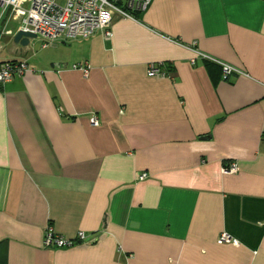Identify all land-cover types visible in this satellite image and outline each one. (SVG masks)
Wrapping results in <instances>:
<instances>
[{
  "label": "crops",
  "instance_id": "0c3cea01",
  "mask_svg": "<svg viewBox=\"0 0 264 264\" xmlns=\"http://www.w3.org/2000/svg\"><path fill=\"white\" fill-rule=\"evenodd\" d=\"M20 26L0 29V62L31 70L0 85V264H264V0H153L39 55Z\"/></svg>",
  "mask_w": 264,
  "mask_h": 264
},
{
  "label": "built area",
  "instance_id": "2783aa9c",
  "mask_svg": "<svg viewBox=\"0 0 264 264\" xmlns=\"http://www.w3.org/2000/svg\"><path fill=\"white\" fill-rule=\"evenodd\" d=\"M153 0H0V23L3 16L7 14L9 21H21L19 30L36 35L41 41V48L52 47L56 42L67 39H87L99 31L105 39L112 37L111 23L115 16L122 19L135 20L136 13H144ZM4 34V30L0 35ZM192 50L200 61H210L221 67V76L227 79L232 74L242 72L231 65L218 61L207 54L196 49V43L186 46ZM197 58L190 60L195 65ZM73 70L79 71L84 77L89 75L90 66L87 63L75 64ZM26 62H0V85L10 82L13 78L29 73ZM148 77H168L164 65L161 63L150 64L147 69ZM93 126H98L95 116L90 118ZM237 171L235 163L223 168L224 174H231ZM146 174L139 175L138 179L143 180ZM78 243H90L84 233L79 232L76 237ZM230 236L222 233L218 242H228ZM75 240L66 239L55 235L50 228H47L43 237V247H72Z\"/></svg>",
  "mask_w": 264,
  "mask_h": 264
},
{
  "label": "water",
  "instance_id": "95a60500",
  "mask_svg": "<svg viewBox=\"0 0 264 264\" xmlns=\"http://www.w3.org/2000/svg\"><path fill=\"white\" fill-rule=\"evenodd\" d=\"M34 39H36V35L25 32L23 30H18L17 33L13 36V43L18 47L24 48L27 47L30 41ZM63 66H61V64H50L51 68H60Z\"/></svg>",
  "mask_w": 264,
  "mask_h": 264
},
{
  "label": "rangeland",
  "instance_id": "374dc122",
  "mask_svg": "<svg viewBox=\"0 0 264 264\" xmlns=\"http://www.w3.org/2000/svg\"><path fill=\"white\" fill-rule=\"evenodd\" d=\"M6 20H7V14H5L3 16V19H2V21L0 23V29L3 28V25L6 24ZM40 46H41V41L40 40L34 39V40L31 41V46L30 47H31L32 51L35 54L38 53L37 55L44 54L46 51L50 50V48H48L47 50H42Z\"/></svg>",
  "mask_w": 264,
  "mask_h": 264
},
{
  "label": "trees",
  "instance_id": "16d2710c",
  "mask_svg": "<svg viewBox=\"0 0 264 264\" xmlns=\"http://www.w3.org/2000/svg\"><path fill=\"white\" fill-rule=\"evenodd\" d=\"M138 14H141V13H136L134 16H135V18H136V15H138ZM204 63H206V64H211V65H213L214 67H217L218 69H219V72H220V74H221V67L218 65V64H216V63H214V62H210V61H203ZM164 69H165V71H167L166 69H170V66L168 67V66H166L165 64H164Z\"/></svg>",
  "mask_w": 264,
  "mask_h": 264
}]
</instances>
